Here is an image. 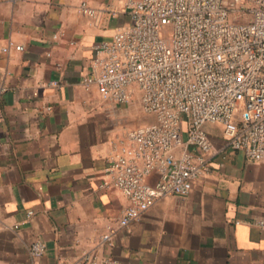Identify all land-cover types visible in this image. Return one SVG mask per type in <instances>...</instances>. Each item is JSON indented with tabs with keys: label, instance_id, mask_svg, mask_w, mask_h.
<instances>
[{
	"label": "crops",
	"instance_id": "1",
	"mask_svg": "<svg viewBox=\"0 0 264 264\" xmlns=\"http://www.w3.org/2000/svg\"><path fill=\"white\" fill-rule=\"evenodd\" d=\"M81 1L0 0V264H264V162L212 126L210 170L190 194L101 242L129 205L101 186L108 159L153 119L138 95L118 105L85 86L94 46L130 20L124 0H89L94 17ZM10 41L24 51L3 53ZM37 240L41 258L29 253Z\"/></svg>",
	"mask_w": 264,
	"mask_h": 264
},
{
	"label": "built area",
	"instance_id": "2",
	"mask_svg": "<svg viewBox=\"0 0 264 264\" xmlns=\"http://www.w3.org/2000/svg\"><path fill=\"white\" fill-rule=\"evenodd\" d=\"M124 9L129 23L94 46L83 82L118 105L138 95L154 121L131 130L108 159L101 186L129 205L101 236L107 245L156 201L189 195L209 172V126L231 150L264 162V0H124ZM80 10L96 15L89 0ZM24 49L10 41L2 52ZM257 225L264 230V219ZM45 251L39 240L29 248L33 258Z\"/></svg>",
	"mask_w": 264,
	"mask_h": 264
},
{
	"label": "rangeland",
	"instance_id": "3",
	"mask_svg": "<svg viewBox=\"0 0 264 264\" xmlns=\"http://www.w3.org/2000/svg\"><path fill=\"white\" fill-rule=\"evenodd\" d=\"M152 119H153V118H152ZM153 121H154V119H153V120H150L149 123H151V122H153Z\"/></svg>",
	"mask_w": 264,
	"mask_h": 264
}]
</instances>
